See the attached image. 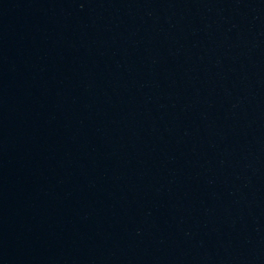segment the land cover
<instances>
[{
	"label": "water",
	"instance_id": "95a60500",
	"mask_svg": "<svg viewBox=\"0 0 264 264\" xmlns=\"http://www.w3.org/2000/svg\"><path fill=\"white\" fill-rule=\"evenodd\" d=\"M0 264H264V0H0Z\"/></svg>",
	"mask_w": 264,
	"mask_h": 264
}]
</instances>
